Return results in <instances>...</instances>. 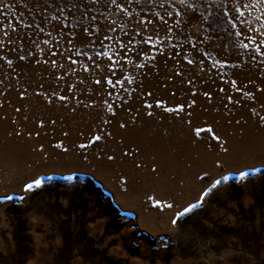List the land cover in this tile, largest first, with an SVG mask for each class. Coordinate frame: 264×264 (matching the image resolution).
<instances>
[{"label":"rangeland","instance_id":"1","mask_svg":"<svg viewBox=\"0 0 264 264\" xmlns=\"http://www.w3.org/2000/svg\"><path fill=\"white\" fill-rule=\"evenodd\" d=\"M0 264H264V0H0Z\"/></svg>","mask_w":264,"mask_h":264},{"label":"snow or ice","instance_id":"2","mask_svg":"<svg viewBox=\"0 0 264 264\" xmlns=\"http://www.w3.org/2000/svg\"><path fill=\"white\" fill-rule=\"evenodd\" d=\"M113 2H115V0H113ZM181 2H183V0H181ZM23 57H21V59H22ZM99 83V82H98ZM62 98V97H61ZM123 126V125H122ZM95 139H98V137H96ZM81 147H84V145H80ZM109 159H111V157H109ZM38 183V182H37ZM25 187L26 188H29L30 187V185H25ZM203 195V194H202ZM195 205H190V207H194ZM183 212L184 213H187V212H189V207H185L184 209H183ZM176 215L177 216H180V217H183V213H181V212H177L176 213ZM177 223V221H176V219H173L172 220V224L173 225H175Z\"/></svg>","mask_w":264,"mask_h":264}]
</instances>
